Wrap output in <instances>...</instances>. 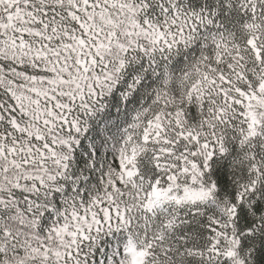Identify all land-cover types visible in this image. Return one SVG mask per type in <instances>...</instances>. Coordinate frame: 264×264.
Masks as SVG:
<instances>
[{"label":"snow or ice","instance_id":"snow-or-ice-1","mask_svg":"<svg viewBox=\"0 0 264 264\" xmlns=\"http://www.w3.org/2000/svg\"><path fill=\"white\" fill-rule=\"evenodd\" d=\"M0 264H264V0H0Z\"/></svg>","mask_w":264,"mask_h":264}]
</instances>
